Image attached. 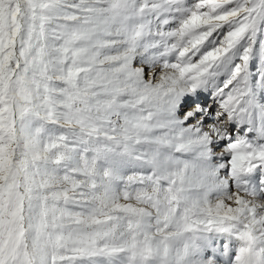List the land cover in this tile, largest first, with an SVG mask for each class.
I'll return each mask as SVG.
<instances>
[{"label": "snow or ice", "instance_id": "snow-or-ice-1", "mask_svg": "<svg viewBox=\"0 0 264 264\" xmlns=\"http://www.w3.org/2000/svg\"><path fill=\"white\" fill-rule=\"evenodd\" d=\"M0 264H264V0H0Z\"/></svg>", "mask_w": 264, "mask_h": 264}]
</instances>
